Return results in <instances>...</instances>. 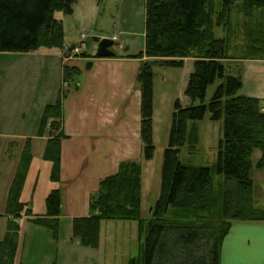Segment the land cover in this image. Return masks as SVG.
I'll return each instance as SVG.
<instances>
[{
    "label": "trees",
    "instance_id": "1",
    "mask_svg": "<svg viewBox=\"0 0 264 264\" xmlns=\"http://www.w3.org/2000/svg\"><path fill=\"white\" fill-rule=\"evenodd\" d=\"M240 1L246 18L264 8V0H146L145 52L137 81L142 90L143 157L154 156L153 144V66L183 67L186 58L194 59L185 95L191 100L183 107L175 104L169 147L164 152L161 191L147 224L142 210V164L121 163L118 172L101 181L99 191L90 199V216L73 220V236L85 247L98 248L104 220L138 221L146 230L142 256L129 264H221L225 237L233 223H264V209L255 205L253 168L264 169L263 100L243 94L241 71L233 70V58L264 59V32L261 27L247 30V42L237 46L242 52L232 55L231 12ZM78 0H0V51L31 52L41 47L64 48L63 23L57 12L71 16ZM226 35L218 37L216 29ZM228 28V30H227ZM230 29V30H229ZM71 50V49H70ZM236 51V50H235ZM143 53L138 56H142ZM98 57V56H96ZM81 70L63 67L67 84L54 104L46 106L38 135L49 139L44 159L52 163L51 181H60L63 101L76 90ZM77 79V80H76ZM220 81L210 101V85ZM207 112L211 119H223V137L213 165L195 166L181 160L183 147L197 141L189 133V123L201 121ZM262 155L254 163L253 153ZM33 159L27 140L10 187L6 215L25 216L51 231L58 238L62 213V193L53 189L46 198V214L34 216L29 203L21 200ZM220 179L215 184L214 178ZM20 224L11 220L0 242V264H15ZM199 242L209 254L198 255ZM198 255V257H197Z\"/></svg>",
    "mask_w": 264,
    "mask_h": 264
},
{
    "label": "crops",
    "instance_id": "2",
    "mask_svg": "<svg viewBox=\"0 0 264 264\" xmlns=\"http://www.w3.org/2000/svg\"><path fill=\"white\" fill-rule=\"evenodd\" d=\"M128 1L131 3V0ZM79 2L75 4L74 12ZM55 17L64 25L66 16L63 12H57ZM113 38L120 41L115 35ZM64 41V48L41 47L43 60L39 56L34 60L24 59L19 64H11L2 79L0 242L7 233L9 222L14 220L20 224L15 264H114V253L117 258L118 253L123 256V237H120V242L117 236L107 237L111 246L114 242V246L112 254L106 255L103 232L107 220L101 223L98 248L80 244L73 236V220L90 216L91 197L99 191L102 180L118 172L121 163L136 161L142 164L147 161L143 157L141 135L142 90L137 81L143 60L127 52L129 47L121 51L118 44V55L114 57H96L92 53L91 57H80L70 50L78 42H68L66 38ZM85 51L88 53V48ZM46 61L50 64L43 63ZM89 61L93 65L88 70L86 66ZM230 61L237 63V70L242 73L243 94L263 100L264 106V59L236 57ZM65 65H77L82 72L76 90L70 92L63 101V130L66 138L61 142L60 181L54 183L50 177L52 163L44 159L48 131L45 136H39L38 132L46 106L54 104L60 91L67 86L63 82ZM27 67H32V72L26 73ZM43 68L46 69L44 77ZM27 140L31 141L33 159L21 200L29 203L34 216L43 217L46 214L47 196L55 188L61 190L62 213L57 239L50 230L33 223L29 216L15 220L6 215L10 187ZM261 155L256 161L253 160L254 163ZM255 169L258 175L259 169L254 167L253 171ZM44 171L46 175L43 177ZM41 181L45 182L42 188ZM36 204L42 206L40 213L35 211ZM113 222L115 226L119 225L117 223H136L134 227L139 255L133 259L140 258L146 238L145 227L138 221ZM124 256H119L122 260L119 264H129L132 260L129 253ZM221 264H264V223H233L223 243Z\"/></svg>",
    "mask_w": 264,
    "mask_h": 264
},
{
    "label": "rangeland",
    "instance_id": "3",
    "mask_svg": "<svg viewBox=\"0 0 264 264\" xmlns=\"http://www.w3.org/2000/svg\"><path fill=\"white\" fill-rule=\"evenodd\" d=\"M124 0H80L79 4L75 7V12L71 16L64 18L63 32L64 39L68 42L76 41V46L85 45L84 51L78 54L80 57H91V53L97 56V51L101 38L112 39L114 43L113 51L118 55L116 45L120 46V50L124 51L129 47V53L135 54L134 57L148 60L144 54L145 50V0H131L128 3ZM220 2V0H218ZM245 10L240 1L236 2L231 12V37L235 50L232 55L238 56L242 52L237 48L247 42V30L253 27H261L260 33L264 32V8L255 9L254 18H246L244 15ZM228 30V28H227ZM230 30V29H229ZM72 31V32H71ZM225 28L220 27L216 29V34L221 37L226 35ZM82 34H85L86 40L82 39ZM113 35L117 36L120 41H116ZM98 37V38H96ZM88 48V53L87 50ZM40 49V48H39ZM35 50L27 53L23 52H1L0 51V93L2 92V79L7 74L8 67L11 64H19L24 59L39 58L44 59L43 51ZM144 50V51H141ZM141 51V52H140ZM143 53L142 56H138ZM52 54V53H51ZM50 55V54H49ZM50 57H47L48 59ZM52 58V57H51ZM50 64L48 61L43 62ZM232 64V69L235 70L238 65L235 62ZM71 64V62H70ZM75 64V63H72ZM72 66V65H71ZM77 66V65H75ZM79 70L82 69L77 66ZM194 70V59L187 58L183 67H171L154 65V81H153V144L155 146L154 156L152 159L143 161V175H142V206L143 218L145 224L151 218V208L154 207L156 199L160 195V182L162 175V167L164 162V152L169 147V139L172 128L173 113L175 111V104L180 100L183 107H188L191 100L185 95L188 80ZM32 72V67H27L26 73ZM43 77L46 74V69H42ZM77 80V79H76ZM77 82V81H76ZM220 81L209 86L206 94V102L210 101L214 95L216 88ZM192 137L197 136V141H189L181 152V160L186 164L195 166L213 165L217 160L218 149L220 140L223 137V119L213 120L211 115L207 112L205 118L201 121L189 123V133ZM261 155L260 151H256L253 155V160L256 161ZM253 171L254 177V199L257 207L264 209V170L256 173ZM46 171L43 172V177ZM42 177V179H43ZM220 179L217 175L214 178V183ZM45 185L44 181L40 182V186ZM44 207V206H43ZM42 206L36 204V212L40 213ZM26 217V216H25ZM129 222V221H126ZM131 222V221H130ZM137 222V221H134ZM103 248L106 255L111 253L113 246L110 244L109 237H120L124 239L123 256L118 253V258L113 255V263H121V258H124L126 253L131 255V259L139 255V242L136 236L135 224L131 223H117L115 226L113 221L104 223ZM120 224L124 225L121 226ZM108 237V238H107ZM119 247V246H118ZM198 255L206 257L209 254L208 249L205 247L204 242H199ZM115 248V247H114ZM112 254V253H111ZM197 255V257H198ZM110 261V259H108ZM126 264V262H125Z\"/></svg>",
    "mask_w": 264,
    "mask_h": 264
},
{
    "label": "water",
    "instance_id": "4",
    "mask_svg": "<svg viewBox=\"0 0 264 264\" xmlns=\"http://www.w3.org/2000/svg\"><path fill=\"white\" fill-rule=\"evenodd\" d=\"M114 47V41L112 39L109 38H103L101 39L100 43H99V47H98V51H97V56L98 57H114L116 54L115 52L112 50ZM93 63L92 61H89L86 69H91Z\"/></svg>",
    "mask_w": 264,
    "mask_h": 264
},
{
    "label": "built area",
    "instance_id": "5",
    "mask_svg": "<svg viewBox=\"0 0 264 264\" xmlns=\"http://www.w3.org/2000/svg\"><path fill=\"white\" fill-rule=\"evenodd\" d=\"M82 39H83V40L86 39L85 34H82ZM84 47H85V45H82V46H75V47L73 48L72 52H73L74 54H80L82 51H84V50H83V49H85ZM263 111H264V110H263Z\"/></svg>",
    "mask_w": 264,
    "mask_h": 264
}]
</instances>
